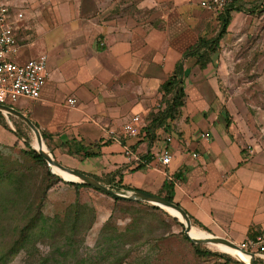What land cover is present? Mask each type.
I'll return each instance as SVG.
<instances>
[{
	"label": "crops",
	"instance_id": "crops-1",
	"mask_svg": "<svg viewBox=\"0 0 264 264\" xmlns=\"http://www.w3.org/2000/svg\"><path fill=\"white\" fill-rule=\"evenodd\" d=\"M2 1L23 15L17 53L34 50L23 64L45 58L48 74L41 98L15 109L48 136L59 163L127 193L164 198L167 186L203 232L238 246L264 235V115L251 111L256 99L236 81L257 71L232 65L238 20L257 7L233 0L225 28L224 14L202 6L207 0ZM219 38L201 69L190 50ZM178 65L185 106L178 119L159 121L167 112L160 88ZM135 116L147 128L124 137ZM167 149L169 166L160 162Z\"/></svg>",
	"mask_w": 264,
	"mask_h": 264
},
{
	"label": "rangeland",
	"instance_id": "rangeland-1",
	"mask_svg": "<svg viewBox=\"0 0 264 264\" xmlns=\"http://www.w3.org/2000/svg\"><path fill=\"white\" fill-rule=\"evenodd\" d=\"M241 2H243L244 4L242 3V5L249 10L256 9V7L257 9L251 14L243 13L244 15H241V18L238 20V28L233 33L239 35L237 44H235L237 47L233 45L231 48L233 50V48L236 47L233 53L234 56L238 58L235 59V61L232 60V65L237 64L238 66L256 69V73L253 72L250 74V72H246L243 75L237 76L236 81L243 90L240 93H243L245 96L252 95L256 99L251 103L252 105H250L252 106L251 109L254 108L251 111H254V113L258 115H264V0H241ZM33 51L34 50L29 48V50H25L23 54L19 52L11 58L23 64L26 52L34 54ZM18 104L20 105L21 103ZM18 104L8 103V105L13 108H16ZM0 121L4 126L9 128L12 133L0 128V155L1 158H3L1 168L5 172H11L20 169L24 165L31 168L33 167L34 174L31 182L38 183L31 189V197L32 201H38L41 188L40 183L50 182V180L47 178L46 174L47 167L31 162L26 155V152L29 151L28 147H30V149L35 148L36 137L26 124L13 116L2 114V116L0 115ZM13 134L19 137V142L17 139L18 137L15 138ZM44 142L49 153L56 161H58V159L64 161L62 155L57 154L56 149L50 146V139L47 140V142L44 140ZM58 151H60L59 148ZM48 171L52 173L50 167H48ZM105 183H107V187L112 188V186H110L111 182ZM115 186H113L114 189L112 188L114 191L120 194H127V192L120 191L117 185ZM114 205L111 197L95 192L89 188L77 189L75 186L65 181L55 186L48 193L43 207V213L47 218L60 217L62 220L61 228L65 238L68 241L75 240L78 243L75 245L81 249V254L85 258H88L98 256L96 245L100 239L101 224L99 223L98 226V222L95 221L91 230L83 233V235L74 236L73 223L75 213L78 208L91 213L94 211L96 213L100 212V214L103 213L101 219L107 220L109 217V210L112 208L114 209ZM122 208V206H119L118 210H121V212L118 213L113 226L114 230L120 233L126 231L128 227L127 224L130 222L128 214H124ZM145 208L147 207L145 206ZM165 212L168 213L167 211ZM177 220L178 223H170V236L163 241H155L159 238L160 231L153 232V235H148L151 229L150 227H146L142 229V234H145L143 239L137 242L140 249L133 250L132 252L129 251L130 253L124 251L125 253L122 254L123 256L120 263L116 260L103 262V257H101L100 262H103L102 264H224L219 258H201L198 256L192 245L184 239V237H186L184 224L181 223L179 219ZM5 225H8V221ZM192 225L194 228L201 230L194 222H192ZM81 236L82 241H80ZM128 238H134L136 240L139 239V236ZM135 240L131 239L132 242L137 241ZM199 246L202 247V250H208L214 254L228 255L212 245ZM53 250V241L50 240L49 237L41 238L35 241L34 246L32 245L27 249L21 250L8 264H42L43 260H50ZM101 256L104 255L101 254ZM234 259L237 260L236 258ZM257 262L259 264H264L259 260Z\"/></svg>",
	"mask_w": 264,
	"mask_h": 264
},
{
	"label": "trees",
	"instance_id": "trees-1",
	"mask_svg": "<svg viewBox=\"0 0 264 264\" xmlns=\"http://www.w3.org/2000/svg\"><path fill=\"white\" fill-rule=\"evenodd\" d=\"M228 7L225 14L222 15L225 28L228 26L230 19L229 10L231 6L229 5ZM220 39L221 38L211 43L201 40L195 48L190 50V52L196 56L197 65H199L201 69H205L212 62V58L218 54L220 50ZM181 68L182 66L178 65L172 77L160 88L162 102L167 105V112L158 117L157 120L159 121L168 119L174 121L181 116V111L186 103V93L181 82ZM0 115L2 116L1 113ZM0 128L11 133L9 128L4 126L1 121ZM43 136L44 140L47 142V140H49L48 136H45V134ZM14 137L17 138L18 136ZM17 139L19 142V137ZM28 148L29 151L26 152L28 159L35 164L47 167L46 174L50 182L40 183L39 200L35 202L32 201L31 189L38 183L31 182L34 174L33 167L31 168L24 165L18 170L5 172L1 168L3 158H1L0 155V264H8L21 250L27 249L32 245L34 246L36 240L45 237H49L50 240L53 241L54 250L51 252L52 256L50 260L45 259L42 264H102L108 260H116L120 263L123 253L140 249L137 242L141 241L145 235L142 234V229L150 227L151 230L148 235H153V232L160 231L159 238L155 241H163L170 236V223H178L177 219L154 205L152 206L142 202L122 201L112 197L115 205L114 209L112 208L109 210V217L107 220L101 219L103 213L100 214V212L96 213L95 211L91 213L78 208L73 223L74 236L83 235V233L91 230L95 221L98 222V226L99 223L101 224L100 239L96 245L98 256L85 258L81 254V249L75 245L78 243L75 240L68 241L65 238L61 228L62 220L60 217L47 218L43 213V207L48 193L55 186L65 181L59 176L50 173L48 171V164L39 153L35 149ZM85 155L86 157L90 156V154L86 152ZM68 184L75 186L77 189L89 188L95 192L106 195L86 185L69 182ZM112 188L114 189V187ZM121 189L132 191L131 188L124 186L119 188L120 191ZM165 191L167 194L164 198L174 203L173 190H170V188L166 186ZM119 206L123 207L122 211L124 214H128L130 220L124 233L116 232L113 228L117 215L121 212V210H118ZM145 206L147 208H145ZM190 219L193 222L191 217ZM7 221L8 225H5ZM133 236H139V239H136V241L134 238H128ZM131 239L136 242H132ZM184 239L192 245L195 252L201 258H219L224 264H242L229 254H214L208 250H202L201 246L194 245L186 237H184ZM80 241H82V236ZM101 254L104 256H101ZM101 257H103V262H100Z\"/></svg>",
	"mask_w": 264,
	"mask_h": 264
},
{
	"label": "built area",
	"instance_id": "built-area-1",
	"mask_svg": "<svg viewBox=\"0 0 264 264\" xmlns=\"http://www.w3.org/2000/svg\"><path fill=\"white\" fill-rule=\"evenodd\" d=\"M232 2L233 0H208L202 2V6L222 15ZM22 17V14L13 15L9 7L0 0V104L3 105L20 100H39L47 83L45 58L29 60L24 64L11 58L17 54L15 23ZM69 104L74 106L76 101L69 100ZM147 125L140 116H135L130 122L123 124L122 134L124 137L137 138L147 128ZM202 137L206 138V136ZM171 141L168 139V143ZM126 154L131 156L130 151ZM194 157L198 155L194 154ZM172 159V154L168 149L160 156V162L165 166H169ZM240 248L253 253L257 259L264 260V235L245 242L240 245Z\"/></svg>",
	"mask_w": 264,
	"mask_h": 264
},
{
	"label": "water",
	"instance_id": "water-1",
	"mask_svg": "<svg viewBox=\"0 0 264 264\" xmlns=\"http://www.w3.org/2000/svg\"><path fill=\"white\" fill-rule=\"evenodd\" d=\"M0 113L6 116H13L21 120L23 123H25L30 128V130L34 133L36 137V143L38 144V149L37 148H34V149L46 161V163L51 169V172L54 175H57L60 178H62L59 174H56L54 172V169H55L59 171L60 173L66 176H69L71 179H74V180H65L64 178H62L64 181L69 182V183L89 186L117 200L129 201V202H142V203H148L156 207H159L160 209L167 211L174 218L179 219L181 223L184 224L185 236L192 243L196 245H224L228 248L239 251L244 256L248 257L249 259L248 263L243 262L237 259L236 257H234L242 264H258L256 256L253 253L243 250L242 248H240V246H238L237 244L225 238L215 237L212 235H209L206 238L192 237L191 236V231L193 229L192 221L190 217L188 216V214L177 204L171 203L165 198H162L160 196L148 194L142 191H133L127 194H120L114 191L112 188L107 187L106 185L100 183L96 179L82 172L65 167L64 165L56 161L55 158L49 153L40 130L34 125V123L26 115L16 110L15 108H12L8 105H3V104H0ZM44 146L46 147V149ZM169 209L177 213V215H174L171 212H169Z\"/></svg>",
	"mask_w": 264,
	"mask_h": 264
},
{
	"label": "bare ground",
	"instance_id": "bare-ground-1",
	"mask_svg": "<svg viewBox=\"0 0 264 264\" xmlns=\"http://www.w3.org/2000/svg\"><path fill=\"white\" fill-rule=\"evenodd\" d=\"M35 148L38 149V144L37 143L35 144ZM45 149H46V147H45ZM54 172L56 174H59L65 180H74V179H71L69 176H66V175L62 174V173H60L59 171H57L55 169H54ZM169 212H171L174 215H177V213H175L174 211H172L170 209H169ZM191 236L194 237V238H206V237L209 236V234H207L206 232H203V231L193 227V229L191 231ZM212 246H214L216 249L220 250L223 253H226V254H229V255H231L233 257H236L237 259H239V260H241L243 262H246V263L249 262L248 257L244 256L239 251L233 250V249L228 248V247H226L224 245H212Z\"/></svg>",
	"mask_w": 264,
	"mask_h": 264
}]
</instances>
